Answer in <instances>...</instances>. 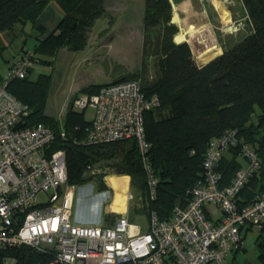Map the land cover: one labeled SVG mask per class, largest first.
<instances>
[{"label": "trees", "instance_id": "obj_1", "mask_svg": "<svg viewBox=\"0 0 264 264\" xmlns=\"http://www.w3.org/2000/svg\"><path fill=\"white\" fill-rule=\"evenodd\" d=\"M240 1L249 31L199 66L190 45L173 39L178 27L171 21V0H143V25H160L154 78L145 80L137 70L115 71L110 81L87 83L68 98L59 121L54 113L44 114L51 74L39 72L35 79H30L28 74L36 61L52 66L63 46L73 50L84 48L87 30L104 11L103 0H0V54L14 40L15 25L22 27L29 23L34 28L33 33L25 34L32 36V46L21 45L13 58L25 50L33 51L27 74L13 77L5 85L28 106L20 124L42 122L53 130L48 149L65 151L67 181L72 185L93 180L99 189H107L106 173L88 167L101 159H113L106 165L117 174H128L136 191V194L131 192L134 199L131 197L129 211L149 213L153 209L160 219H168L176 205L188 201L190 188L203 177L209 142L232 131L238 139L253 146L259 156V166L235 195L239 207L254 201L264 193V0ZM49 3L60 11V18L56 26L47 30L39 17ZM123 79H135L145 94L156 93L159 97L158 106L143 115L146 155L157 178L154 198L148 196L146 171L135 138L101 143L81 141L90 121L83 109L74 107V98ZM255 107L260 112L254 113ZM244 162L239 145L223 151L217 163L219 185L229 183ZM116 215L105 212L103 224H111ZM252 226L247 225L245 230ZM257 226V264H264V218ZM243 236L244 233L241 239ZM238 248L242 244L234 251ZM5 256H13V264H50L53 258L52 251L37 250L27 244L0 248V264H4Z\"/></svg>", "mask_w": 264, "mask_h": 264}, {"label": "built area", "instance_id": "obj_2", "mask_svg": "<svg viewBox=\"0 0 264 264\" xmlns=\"http://www.w3.org/2000/svg\"><path fill=\"white\" fill-rule=\"evenodd\" d=\"M191 50L197 54L195 48ZM32 56L33 51H23L0 80L1 249L27 244L49 250L53 254L50 264L222 263L227 253L242 244L241 231L261 223L264 193L241 207L235 201L238 189L259 166V156L232 131L209 142L203 177L190 188L186 204L176 205L168 219H160L150 209L146 227L132 222L124 213L127 199L132 197L129 190L124 191L127 183L119 179L124 174H105L108 190H123L124 212L109 225L74 223V185L67 181L65 151L48 149L54 132L44 123L20 124L28 106L5 87L9 79L27 74ZM158 104V95L145 94L135 79L107 83L97 92L81 93L73 100L74 107L84 112L92 109L86 115L90 122L82 142L137 140L150 198L155 196L157 178L146 155L143 115ZM231 145H239L245 162L229 183L219 185L217 163ZM209 204L220 207L219 217L214 216ZM13 260V256H5L4 264H13Z\"/></svg>", "mask_w": 264, "mask_h": 264}, {"label": "rangeland", "instance_id": "obj_3", "mask_svg": "<svg viewBox=\"0 0 264 264\" xmlns=\"http://www.w3.org/2000/svg\"><path fill=\"white\" fill-rule=\"evenodd\" d=\"M220 1L228 9L230 19L228 23L222 18L214 0H190L188 5H183V9L179 10L181 21L177 23V31L187 29L189 24H193L194 29L199 28L193 34H201L204 27H210L219 48L218 54L222 52L223 47L231 45L250 29L246 18L242 15L243 5L240 0ZM103 3V13L94 19L87 30V42L84 48L73 50L63 46L58 50L52 66L36 61L28 74L30 79H35L39 72L51 74L48 103L50 112L54 113L59 121L63 118L68 98L87 83L110 81L114 78L115 71L118 73L137 70L145 80L154 78L158 58L156 41L159 40L157 35L160 25H143V0H103ZM185 36L186 39L182 41H186L191 47L189 38L192 34L189 37L188 33H185ZM194 39H196L195 35ZM32 41L28 38L25 47H31ZM14 42L17 43V39ZM14 52V49L5 48L0 54V80L10 68L9 66L7 68L6 57L11 58ZM192 54L195 62L198 63L194 53ZM257 112H260V109L255 107L254 113ZM90 113L92 109L87 108L85 115L89 116ZM112 161L113 159L98 160L92 163L88 170L96 169L109 175H118L113 167L106 165V162ZM124 175L128 178L124 191L129 190L136 194L130 176ZM115 195L116 190L113 193L111 189H99L93 180L74 185L72 220L77 224L105 223V208L113 198L114 203L116 202ZM132 199H127L126 212H123L128 213L132 222L144 224L141 226L146 227L148 212L129 211V202ZM209 208L216 217L222 213L220 207L215 204H209ZM111 212L115 215L122 213L115 209ZM257 231V225L248 229L242 238V248L227 253L222 263L210 261L206 264H257Z\"/></svg>", "mask_w": 264, "mask_h": 264}, {"label": "bare ground", "instance_id": "obj_4", "mask_svg": "<svg viewBox=\"0 0 264 264\" xmlns=\"http://www.w3.org/2000/svg\"><path fill=\"white\" fill-rule=\"evenodd\" d=\"M214 2H215V5L221 11L222 18L224 19V21L226 23H228L230 19H229V12H228V9L226 8V6L220 0H214ZM176 7L177 6L175 4H173L172 21H174L175 23H178L181 21V19L179 18V16L175 12ZM198 29H194L193 24H189L187 29H181L180 31H177L174 34V39H175V41L180 42V41L186 39L185 33H188L189 37L192 34V37H190V38L188 37V38L191 41V43H190L191 46L193 48H195L197 51V54L195 55L196 61L201 64V63L207 61L208 59H210L216 53H218L219 48H218L216 41L214 39V33L210 27H208V26H206V28L204 27L203 32L201 34L200 33L199 34L198 33L193 34V32H196V30H198ZM194 35H195L196 39H194ZM198 36H201V37L199 38ZM119 179L126 180L127 178L124 175V176L119 177ZM111 180H112V178H111ZM115 196H116V198H119L118 204L120 205V207H122L123 201H124L123 200V198H124L123 190L117 188Z\"/></svg>", "mask_w": 264, "mask_h": 264}, {"label": "crops", "instance_id": "obj_5", "mask_svg": "<svg viewBox=\"0 0 264 264\" xmlns=\"http://www.w3.org/2000/svg\"><path fill=\"white\" fill-rule=\"evenodd\" d=\"M189 1L190 0H171L172 7H173V4H175L177 6L175 8V12L179 16V18H180L179 10H181V8L183 9V7H182L183 5H188ZM180 5H181V7H180ZM172 16H173V10H172ZM172 16H171V20H172ZM59 18H60V11L57 9V7L53 3H49L41 12L40 17H39V21L45 26V28L47 30H50L54 26H56V24L59 21ZM172 22H174V21H172ZM175 24L177 25V23H175ZM14 31L15 32L13 34V37H14V40L17 39V43H15L13 40L11 42V44L7 47V48H11V50L14 49V51H15L14 54H12L11 58L6 57L7 68L11 64V62H12L13 58L16 56V54H18V51L21 49V45H25L28 38L32 39V36H27L25 34L26 33H29V34L33 33L34 28L29 23H25L22 27H20V25L17 24L14 27ZM127 181H128V178L126 180L123 179V182L127 183ZM118 200H119V198H117L115 203L110 201L105 208V212H110L112 209H115L119 212H123L125 210V204L123 203V206L120 207V205L118 204ZM113 205L115 206V208H112ZM141 225H144V224H141ZM245 229H243L242 233H246L247 230H245Z\"/></svg>", "mask_w": 264, "mask_h": 264}, {"label": "water", "instance_id": "obj_6", "mask_svg": "<svg viewBox=\"0 0 264 264\" xmlns=\"http://www.w3.org/2000/svg\"><path fill=\"white\" fill-rule=\"evenodd\" d=\"M172 21V20H171ZM175 40V39H174ZM216 55H218V53H216L214 56H212L210 59H208L207 61L203 62V63H197L199 66L204 65L206 62H208L209 60H211L212 58H214ZM44 114L45 115H51L52 113L50 112V108H49V103L47 102L45 105V109H44Z\"/></svg>", "mask_w": 264, "mask_h": 264}, {"label": "clouds", "instance_id": "obj_7", "mask_svg": "<svg viewBox=\"0 0 264 264\" xmlns=\"http://www.w3.org/2000/svg\"><path fill=\"white\" fill-rule=\"evenodd\" d=\"M172 3V2H171ZM177 42V41H176ZM191 48V47H190Z\"/></svg>", "mask_w": 264, "mask_h": 264}]
</instances>
